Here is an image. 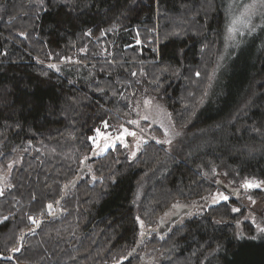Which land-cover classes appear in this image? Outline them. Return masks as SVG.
I'll return each instance as SVG.
<instances>
[{"label": "trees", "instance_id": "16d2710c", "mask_svg": "<svg viewBox=\"0 0 264 264\" xmlns=\"http://www.w3.org/2000/svg\"><path fill=\"white\" fill-rule=\"evenodd\" d=\"M222 11L221 0H0V161L20 156L0 194V264H134L145 249L158 264H264V235L235 233L232 198L146 233L176 202L193 211L213 167L264 178V42L207 90ZM140 81L180 128L173 151L117 144L80 175L95 130L121 122Z\"/></svg>", "mask_w": 264, "mask_h": 264}, {"label": "rangeland", "instance_id": "374dc122", "mask_svg": "<svg viewBox=\"0 0 264 264\" xmlns=\"http://www.w3.org/2000/svg\"><path fill=\"white\" fill-rule=\"evenodd\" d=\"M221 2L224 25L221 46L218 49L213 69V74L215 71V78H212V82L210 80V86L207 85L209 88L206 87L210 92H212V90L215 92L219 89L220 83H222L226 75H228L232 65L237 62L236 59L240 57L241 49L252 45V43L255 47H258L261 42H264V6L257 5L255 14L251 16L246 26L240 23L232 25V21L240 16L243 11V5L251 3L252 0H221ZM230 26L235 29L232 33L228 31ZM43 63L53 69H56L58 65L54 62ZM195 75L198 76L199 74L196 72ZM206 88L204 91L207 92ZM125 97L127 99L129 113L121 117V122H105L100 128L95 130L92 136V151H95L96 154H102L107 149L114 148L118 144L125 149L126 153L130 156H134L133 153L136 154L144 144L150 141L162 146L167 152L173 151L172 147L180 134V128L176 126L173 114L166 107L164 102L154 94H151L147 85L141 81L136 90L128 95L125 94ZM145 117H147V119H145ZM130 121H135L136 123H130ZM125 128L136 133L135 136L124 137V144H127V147L116 139ZM113 143L115 144L114 147L111 146ZM105 144L110 146L106 150L101 151ZM19 160L20 156L15 155V158L11 160L0 161V194L9 186L8 177L11 168L16 165ZM202 175L214 185V189L208 192L203 199L196 202L197 207L189 215H184L185 217H181V219L177 220L178 224L190 215L199 214L209 206L225 201L221 196H226L227 200L232 198L235 201V204L232 205V209H236V211L242 210L234 224L235 233L238 236L245 237L258 236L260 234L264 235V231H260V229L264 228V178L255 176L239 177L236 172L234 175H228L225 170H220L216 167H213L208 173H202ZM246 181L259 184V187L245 188L243 185ZM217 182L223 183L228 188L232 189L233 195L229 196L216 187L215 184ZM179 204L180 203L177 202L172 204V206L160 214L158 219L168 218ZM49 205L47 206L48 215L55 212L54 206L51 205V208H49ZM245 222L251 226L252 230L249 233H247L243 227ZM138 223L140 232L142 233L145 230V225L139 217ZM139 254L141 257L136 258L134 264H158L162 259L161 253H153L150 249H145ZM115 263L117 262L109 264Z\"/></svg>", "mask_w": 264, "mask_h": 264}, {"label": "water", "instance_id": "95a60500", "mask_svg": "<svg viewBox=\"0 0 264 264\" xmlns=\"http://www.w3.org/2000/svg\"><path fill=\"white\" fill-rule=\"evenodd\" d=\"M94 155H95V151H92L90 153V155L86 156L83 159L80 167L78 168V173L80 175H84L86 173V171L88 170L87 162H88L89 159L93 158ZM76 180H77V177H73L70 180V182L65 186L63 194L57 199V204H59L61 202V200L64 198V196L69 192V190L75 184ZM215 185H216V187L221 189L223 192L227 193L229 196L233 195V190L228 188L223 183L217 182ZM193 207H194L193 204L192 205H187V206H179V207H177L175 209V211L169 215L168 218L159 219L158 225L155 228L146 229V233H149L150 231H156L160 235L165 234L166 232H168L170 230L172 225L177 220H179L184 215L190 213L192 211ZM58 215H59V212H56V213H53L51 216L52 217H57ZM144 238H145V235H142V237L139 239V241H142ZM136 248H137V244L130 250L129 255H133L134 252L136 251ZM129 255L127 256V258L129 257Z\"/></svg>", "mask_w": 264, "mask_h": 264}, {"label": "snow or ice", "instance_id": "6c2138e0", "mask_svg": "<svg viewBox=\"0 0 264 264\" xmlns=\"http://www.w3.org/2000/svg\"><path fill=\"white\" fill-rule=\"evenodd\" d=\"M264 6V0H252L251 3L243 5V11L241 12L240 16L236 17L232 21V25H236L237 23L244 24L245 26L247 25L249 19L251 18L252 15L255 14L257 5ZM229 33H232L235 31L234 27H229L228 29ZM147 119V117H145ZM130 123H136L135 121H130ZM136 133L129 131L127 128L123 129V132L116 137L117 140H119L122 144H124V137L125 136H135ZM91 139V138H90ZM159 142V141H158ZM170 142V141H169ZM110 145L105 144L104 148L101 149V151L106 150ZM111 146H115L113 143ZM125 147H127V144H124ZM135 155V153H133ZM245 188H253V187H259V184L253 183V182H248L246 181L245 184L243 185ZM222 199L227 200L226 196H221ZM49 208H51V205H49ZM233 211H236V209H233ZM35 223L36 221L33 220ZM260 231H264V228L260 229Z\"/></svg>", "mask_w": 264, "mask_h": 264}]
</instances>
